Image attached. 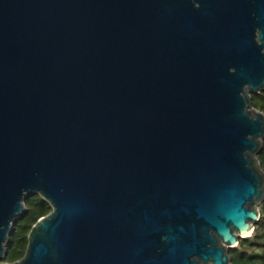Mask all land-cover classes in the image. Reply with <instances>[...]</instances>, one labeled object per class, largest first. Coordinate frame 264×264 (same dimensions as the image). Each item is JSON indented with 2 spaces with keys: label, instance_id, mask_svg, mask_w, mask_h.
Listing matches in <instances>:
<instances>
[{
  "label": "water",
  "instance_id": "water-1",
  "mask_svg": "<svg viewBox=\"0 0 264 264\" xmlns=\"http://www.w3.org/2000/svg\"><path fill=\"white\" fill-rule=\"evenodd\" d=\"M263 90L264 0H0V264H230Z\"/></svg>",
  "mask_w": 264,
  "mask_h": 264
},
{
  "label": "trees",
  "instance_id": "trees-1",
  "mask_svg": "<svg viewBox=\"0 0 264 264\" xmlns=\"http://www.w3.org/2000/svg\"><path fill=\"white\" fill-rule=\"evenodd\" d=\"M252 105L264 112V90L252 94ZM257 157L264 171V140ZM25 204L26 210L14 223L6 256L2 262H14L25 255L32 226L40 217L52 210L50 203L39 194L29 195ZM259 209L260 220L255 224L253 233L240 238L237 246L229 248L230 264H264V200L260 203Z\"/></svg>",
  "mask_w": 264,
  "mask_h": 264
}]
</instances>
